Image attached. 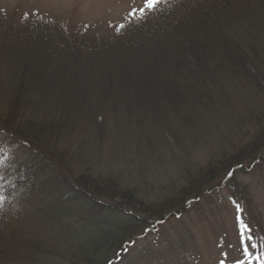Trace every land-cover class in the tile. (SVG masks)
I'll return each mask as SVG.
<instances>
[{
  "label": "rangeland",
  "instance_id": "rangeland-1",
  "mask_svg": "<svg viewBox=\"0 0 264 264\" xmlns=\"http://www.w3.org/2000/svg\"><path fill=\"white\" fill-rule=\"evenodd\" d=\"M149 11L146 0H0V23L17 27L45 19L67 33L108 37ZM251 17L252 28L264 30V20L260 25L257 14ZM234 30L230 25V36ZM256 38L252 34L246 39ZM248 54L262 61L251 65L250 78L223 73L220 82L209 81L206 100L195 108L194 91L182 107L171 101L165 107L163 98H156L162 111L152 100L105 107L93 102L88 105L109 108L100 122L91 120V112L80 116L72 109L64 116L69 128L63 131L58 127L61 120L55 125L63 105L30 104L28 110L35 105L42 112L25 117L46 127L44 137L52 128L61 131L50 140L43 162L25 155L22 144L7 145L8 137L0 133V177L11 182V192L0 204V264L86 263L78 257V249L87 241L84 230L90 232L86 224L99 214L82 201L65 199L64 179L82 174L113 177L141 201L153 204L198 176L208 163H218L222 156L230 157L250 143L264 127V53L254 56L249 50ZM4 108L1 101L0 113ZM257 163L246 162L235 172V179L251 199V209L264 230V164L256 168ZM220 171L213 182L216 191L192 201L190 210L160 231L136 239L127 257L114 264H254L247 263L244 248L250 251L255 220L233 182ZM169 241L174 244L166 251ZM149 244L157 245L148 248ZM114 257L111 251L101 259Z\"/></svg>",
  "mask_w": 264,
  "mask_h": 264
},
{
  "label": "trees",
  "instance_id": "trees-1",
  "mask_svg": "<svg viewBox=\"0 0 264 264\" xmlns=\"http://www.w3.org/2000/svg\"><path fill=\"white\" fill-rule=\"evenodd\" d=\"M253 14H257L258 24L262 25L264 0H167L108 37L67 33L45 19L25 21L17 27L4 21L0 23V102L5 108L0 113V133L8 137L7 145L22 144L25 155H34L43 162L50 140L61 130L52 128L46 138V127L26 118L41 114L39 105H63L64 112L55 122L56 125L62 121L58 127L63 131L69 128L64 116L72 109L80 116L91 112V120L100 122L109 108L88 105L93 102L105 107L152 100V105L162 111L156 98L162 97L165 107L170 101L180 105L194 91L195 108L206 100L209 81L220 82L223 73L249 77L252 66L262 64L248 54L249 50L254 56L264 53V30L253 29L249 24ZM222 18L227 21L220 22ZM232 24L235 30L230 36L228 29ZM252 34L258 37L253 42L246 39ZM180 76L184 79L179 80ZM166 95L168 98H164ZM30 104L38 106L31 105L28 110ZM263 150L264 127L234 155L222 156L216 164L208 163L198 176L153 204L141 201L113 177L100 179L82 174L72 180L64 179V198L82 201L99 214L96 221L86 224L85 229L90 232L84 230L87 241L81 243L78 257L85 264L124 260L136 239L160 231L176 216L190 210L192 201L216 191L215 173L221 170L233 182L255 220L252 243L248 241L250 251L244 248L247 263L264 264L263 227L251 209V199L235 179V172L244 168L246 162L258 160L255 166L262 168ZM22 160L23 156L17 161L19 168L23 167ZM4 178L0 177V204L11 192V182ZM173 244L169 241L166 251ZM155 245L149 244L148 248ZM111 251L114 259H101Z\"/></svg>",
  "mask_w": 264,
  "mask_h": 264
},
{
  "label": "snow or ice",
  "instance_id": "snow-or-ice-1",
  "mask_svg": "<svg viewBox=\"0 0 264 264\" xmlns=\"http://www.w3.org/2000/svg\"><path fill=\"white\" fill-rule=\"evenodd\" d=\"M166 2V0H146V5L149 10H155L161 3Z\"/></svg>",
  "mask_w": 264,
  "mask_h": 264
}]
</instances>
